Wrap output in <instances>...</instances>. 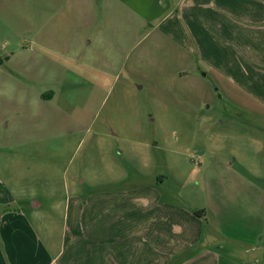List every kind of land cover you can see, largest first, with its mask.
Listing matches in <instances>:
<instances>
[{
    "label": "crops",
    "instance_id": "obj_1",
    "mask_svg": "<svg viewBox=\"0 0 264 264\" xmlns=\"http://www.w3.org/2000/svg\"><path fill=\"white\" fill-rule=\"evenodd\" d=\"M148 26L177 75L204 70L264 112V0H0V67L28 72L32 52L40 69L58 44L73 70L88 71ZM12 30L41 50L21 49ZM261 163L262 183L253 168L232 171L207 199L166 195L163 176L88 193L78 182L45 211L37 198L20 204L0 175V264H264Z\"/></svg>",
    "mask_w": 264,
    "mask_h": 264
},
{
    "label": "rangeland",
    "instance_id": "obj_2",
    "mask_svg": "<svg viewBox=\"0 0 264 264\" xmlns=\"http://www.w3.org/2000/svg\"><path fill=\"white\" fill-rule=\"evenodd\" d=\"M149 30L117 53L107 48L88 71L73 70L58 44L47 46L40 69L32 52L28 72L0 67V175L20 204L37 198L45 211L64 199V184L78 182L88 193L163 176L165 194L183 201L207 199L206 188L232 171L253 168L262 183L264 112L204 70L177 75ZM12 36L21 49L33 40ZM54 182L60 188L43 187Z\"/></svg>",
    "mask_w": 264,
    "mask_h": 264
},
{
    "label": "trees",
    "instance_id": "obj_3",
    "mask_svg": "<svg viewBox=\"0 0 264 264\" xmlns=\"http://www.w3.org/2000/svg\"><path fill=\"white\" fill-rule=\"evenodd\" d=\"M3 61H4V59L2 57H0V65L3 64Z\"/></svg>",
    "mask_w": 264,
    "mask_h": 264
}]
</instances>
